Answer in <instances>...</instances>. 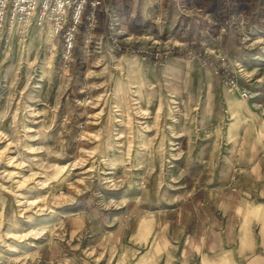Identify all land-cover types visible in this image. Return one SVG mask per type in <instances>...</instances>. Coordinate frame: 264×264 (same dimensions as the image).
Returning a JSON list of instances; mask_svg holds the SVG:
<instances>
[{"label":"rangeland","instance_id":"rangeland-1","mask_svg":"<svg viewBox=\"0 0 264 264\" xmlns=\"http://www.w3.org/2000/svg\"><path fill=\"white\" fill-rule=\"evenodd\" d=\"M197 1L128 43L144 54L114 52L99 31L86 50L82 26L67 68L61 43L49 53L34 28L24 51L0 55V264L264 259V169L259 185L235 186L238 229L225 241L162 237L143 219L145 199L184 196L191 177L201 187L182 220L198 206L197 223L219 227L209 188L226 191L243 146L258 141L264 162V0L251 6L256 25L229 0H217L223 13Z\"/></svg>","mask_w":264,"mask_h":264},{"label":"crops","instance_id":"crops-1","mask_svg":"<svg viewBox=\"0 0 264 264\" xmlns=\"http://www.w3.org/2000/svg\"><path fill=\"white\" fill-rule=\"evenodd\" d=\"M182 1L184 0H103V3L105 7H109L114 10L123 29L133 35H139L141 33L146 34L155 27L165 26L166 24L164 25V23L168 20L166 10L169 12V19H172L170 23L175 24V22H177L178 12L182 13L181 5H184ZM255 6L256 5H254L252 10L250 9L249 19L251 23L249 22V24L251 25H256L254 14L257 13V9ZM179 9L181 10L179 11ZM184 11L193 13L196 11V8H194V6H189V8L185 7ZM190 20L196 22L198 21V18L191 17ZM100 21H103V17ZM101 31L102 29L100 27L99 32L101 33ZM141 37L143 38V36ZM251 118L254 120L253 116ZM258 144V141H256L254 146H250L251 144H249V146L241 147L238 152V155L241 157L238 166H234L232 168L230 166L228 168V171H230V178H226V183L223 184L224 187H228L226 191L216 187V189H213L212 187L209 188L210 190H214L216 196L214 201L211 203L213 207L211 216L219 217L221 219V225L219 227H217L218 225L214 222V220H208L207 222L198 221L197 223L195 217L199 213L200 208L195 205V207H193V212H196L194 218L190 217L191 219L189 221L186 219L185 221L182 220L183 218H181V216L185 215L183 208L186 203L191 201V195L189 194H195V192L199 190L198 188H194L197 186V181L193 180L191 177H185L182 179L183 187H189L188 189L191 191L187 193L188 195H180L179 191H176L174 195V191L173 195H170L169 200H165L163 198V201L159 200L152 205H149L148 203L150 199H145L143 205L146 206L148 204V207H146L145 214H143V217H145L143 219H146V222H149L152 226L151 229L159 231L162 237L164 235V237L168 238L170 237V234L175 235L176 237H179L180 235H188V238L193 239L194 237L192 235H196L198 237L202 236V238L207 235L209 240V236L211 235H213V238L222 235L223 240L225 241V235H228L233 231L236 233V229H238L236 224L233 225L230 222L235 214L232 212L233 209L230 206L234 196L237 194L235 193V186H239L241 188L244 187L245 189L247 185L254 187L260 184V179L262 178L261 171L264 169V162L262 158V149L259 148ZM180 170L184 171L185 169L180 168ZM210 182H213V180ZM218 185L221 184L219 183ZM218 192L221 193L219 194ZM140 197L141 196H138V199ZM157 219L159 221L158 224ZM136 227L138 229V225ZM99 229L109 231L110 229H115V227L111 228V226L104 225L103 228ZM252 260L249 261V264H264V259H262V257L255 256Z\"/></svg>","mask_w":264,"mask_h":264},{"label":"built area","instance_id":"built-area-1","mask_svg":"<svg viewBox=\"0 0 264 264\" xmlns=\"http://www.w3.org/2000/svg\"><path fill=\"white\" fill-rule=\"evenodd\" d=\"M82 26L86 50L94 41L96 29L101 27L100 40H109L114 52H147L131 48L132 44L128 43L136 42L140 36L123 29L114 10L105 7L103 0H0V55L7 54L13 47L22 51L28 30L34 28L41 32L49 53L55 49L56 43H61V68H67ZM158 54L155 52V56Z\"/></svg>","mask_w":264,"mask_h":264},{"label":"trees","instance_id":"trees-1","mask_svg":"<svg viewBox=\"0 0 264 264\" xmlns=\"http://www.w3.org/2000/svg\"><path fill=\"white\" fill-rule=\"evenodd\" d=\"M188 6H197L198 1L197 0H185ZM254 0H229L230 3L234 4L237 11L241 14H246L250 11L252 3ZM200 5L207 6L208 10L214 11L216 13H223L226 9V3L224 1L218 2L217 0H201ZM87 9H84V12H86ZM102 18V15L100 14V20ZM99 29H96V32H98Z\"/></svg>","mask_w":264,"mask_h":264}]
</instances>
